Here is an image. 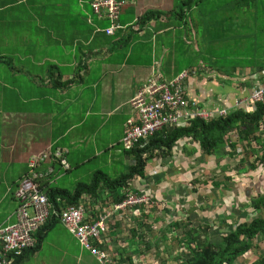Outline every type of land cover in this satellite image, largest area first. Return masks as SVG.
Instances as JSON below:
<instances>
[{"label": "crops", "instance_id": "0c3cea01", "mask_svg": "<svg viewBox=\"0 0 264 264\" xmlns=\"http://www.w3.org/2000/svg\"><path fill=\"white\" fill-rule=\"evenodd\" d=\"M93 1L0 0V226L15 222L17 203L13 192L21 178L28 174L29 157L60 147L68 151L67 161L70 165L68 157L72 153H81L90 147L91 154H84L85 160H76L80 161L76 162L79 165L88 162L87 157L102 156L112 150L113 145L121 147L124 123L129 117L135 116V110L129 104L130 98L153 75L170 81L185 71L173 77L171 66L159 57V50L154 48L158 33H164L165 27H168L165 20L173 16V4L170 5L173 0H119L122 4L119 16L122 28L113 36H107L102 31L106 22L93 14ZM244 1L227 3L225 0H214L212 3L226 6L239 5ZM147 13L159 15L153 16L147 24L139 25L141 17ZM148 45L152 46L150 51L154 62L153 59H150L151 62H142L139 58H131L132 54L147 52L145 47ZM149 70L151 73L145 77ZM165 71L166 79L161 76ZM212 77L209 80L208 75L196 73L194 77L189 76L184 82L187 96L196 99L204 107H231L237 100L247 98L250 94L251 89H246L242 84L247 77L228 81L230 84H223ZM185 121L181 120L180 124ZM235 136L236 132L231 131L228 134L229 141H234ZM236 142L233 157L230 156L228 146L215 156L202 155L198 144L190 139L179 140L174 151L187 164H191L190 160L196 161V156L201 155L213 177L217 169L225 176L220 175L223 179L218 182L228 179L225 188L220 191H230L239 200L242 197L241 201H249L255 196L253 193H256V187L251 184L261 186L264 183V169L249 170L247 163L240 172L236 169L229 175L228 162L233 159L237 165V161L244 157V146ZM249 146L251 149L254 144ZM121 154L126 156L123 151ZM109 157L119 159L118 155ZM253 157L250 162L257 158ZM56 163L48 160L37 169L41 172L52 170L43 180V187L57 186L55 181L64 177L55 169ZM70 167L69 171L73 169L72 165ZM150 178H155L156 183L159 175ZM239 179L242 182L248 180L249 184L254 180V183L246 185L240 192ZM214 181L217 180H212L211 184ZM151 185L153 187V183L144 187L145 190L151 192ZM157 200L160 199L157 197ZM92 202L94 200L87 202V205ZM190 206L188 211H194L189 217H193L194 223L200 214H204L200 211L204 207L195 203ZM91 210L92 213L87 211L86 217L94 220L101 209L99 205H94ZM127 211L132 213L131 209L118 211L113 213L111 220L114 216L125 215ZM139 212L144 214L143 209L136 210L131 220ZM218 214L215 209L214 215L219 219L215 225L206 222L212 226V230L223 225L233 229L238 222L230 223V216L233 215L231 209L227 214ZM110 225L115 227L117 223ZM113 241L111 238L104 250L111 260H115L114 264H120L119 247L117 249ZM256 243L259 242L256 240ZM122 244L126 246L125 250L123 247L121 249L126 260L129 249L127 243ZM84 250L68 228L57 221L49 226L39 249L24 252L19 264H100L91 256L94 263ZM263 254L262 249L247 253L238 263L259 264L258 260Z\"/></svg>", "mask_w": 264, "mask_h": 264}, {"label": "rangeland", "instance_id": "374dc122", "mask_svg": "<svg viewBox=\"0 0 264 264\" xmlns=\"http://www.w3.org/2000/svg\"><path fill=\"white\" fill-rule=\"evenodd\" d=\"M233 1L234 0H225L227 3ZM172 4L173 1H171L170 5ZM211 6L206 7L208 10L207 12H210V14L206 19L204 18V20L201 18L202 21H199L200 18L195 12L186 17V25L176 22L174 15L170 18L168 17L169 19L167 18L168 20H165L168 22V27L164 29L165 32L158 33L157 40L154 42V48L159 50V57L164 58L171 66L173 77L177 76L183 70H189L190 76L194 77L198 69L207 71L205 68H210V64L214 63L222 67L230 66L233 60L241 59V54L252 52L253 44L258 45L260 48L264 46V41H262L264 40V34H260L261 31H264V0H245L239 5H217V12L211 11ZM221 7L223 8L222 12L219 11ZM54 9L58 10L56 7ZM173 11H178L177 7L173 6ZM21 14L24 13L21 12ZM213 22L218 23L217 30L221 40L216 44L217 51L213 50L210 52L211 44L209 41V33L213 29ZM195 25H197V27ZM159 26L163 27L162 25ZM221 30H223L224 33H221ZM145 48H147V52L132 54L131 58H139L142 62H151L150 59H153L154 62L153 55L150 51L152 50V46L148 45ZM199 59H201V61H199ZM150 73L151 71L149 70L145 77ZM165 73H167V71L163 72L161 76L166 79ZM208 75L212 77L215 74L214 72H210ZM239 75L243 76V73L240 72ZM247 75H250L249 72ZM216 78L218 79V77ZM223 84L230 83L227 81L223 82ZM253 86L254 85L251 87ZM121 153V147L119 145H113V149L107 151V153L102 156L98 158L87 157V159H89L88 162L86 161L76 165V162H80L76 160H85L86 157H84V154L90 155L91 150L89 147L88 150L85 149L81 153L75 151L74 154L72 153V155L68 157L71 163L70 165L73 166V169L68 173L56 163L55 169L64 177L58 178L55 184L67 188L68 190H73L79 183H90L96 171L104 172L110 178H117L126 172L130 164L134 163V158L130 156L127 158ZM108 155H118L119 159L116 157L110 159ZM196 157H198L196 160L197 162L190 160L189 162L191 164H187L184 162V159H181L174 151V154L168 159L153 160L150 162L148 166V177L159 175V180L156 181L157 184L155 183V178H149L148 181L142 179L131 181L128 188L131 192H140L145 189L144 187H149V185L153 183V187L151 185V192L149 193L151 202L143 207V212L149 211L148 218L150 219L148 220L152 224L151 235L153 236L148 237L149 239L153 238L151 244H149L151 246V251L149 252L146 247H144V244L142 246V252L144 251L143 253L146 255L145 258H143V256H138L139 251L137 250L130 251L128 255H132L131 257L135 258L132 259H134L137 264H160L162 260L165 261L166 264L174 263L173 256L179 253L176 251L178 243L175 240V234H180L182 230L189 229V226L178 230L176 229L172 232L166 229V227L164 228V226L166 225L165 223H170L174 220L179 221L185 219L184 223H186L189 217L186 213L190 211H188V209L192 207L190 206L192 203H195L199 207H204V209H200L204 214H200L199 219H196V221L194 220L196 225L203 222H212L215 225L216 222L219 221L218 217L214 215L215 209L217 214H227L230 212V209L233 210V215L230 216L231 220H229L230 223L236 220L250 221L252 218L256 217V213L252 214L248 208H246L249 203L248 200L245 199L241 201L242 197L239 200V198H236L230 191L222 192L220 191L221 188L215 189L211 181H221L223 178L220 175L223 174L217 169L216 176L213 177L212 171L209 170L210 168L208 169V166L204 165L206 162L202 161V156L197 155ZM47 161L48 160L45 162ZM228 164L230 171L229 175H231L236 171V161L231 159ZM257 169L264 168L258 166ZM226 177L231 178L230 176ZM238 181L241 183L239 186L240 192L246 188V185L254 183V180H251L250 184L248 180L242 182L241 179H239ZM251 186L254 188L256 187V193H253L256 195L261 193L260 191L263 189L264 183L261 186H254L252 184ZM157 197L160 200H157ZM94 201H96L99 208L103 210L108 208L107 204L111 202V198L102 194L100 195V200L96 199ZM93 206L92 204L86 205L87 211L92 213L91 208ZM237 210H239L238 213ZM125 215L127 217H125ZM125 215L114 216L112 220L110 219L111 221H109L108 224L109 228L107 232L111 231L109 235L115 240L113 242L116 243V246L118 242H120V238H123V241L126 242H129V240L130 242H135L134 239H131L129 228L135 227L136 223L137 226H142L141 222L144 221L141 212L137 213L138 216H135L132 220V213L130 211H127ZM190 221H193V217H190ZM113 222H116L118 225L115 227L111 226L110 224ZM227 228L231 229L230 226L225 227V225L213 229L210 236L212 237L211 240H213L214 243H218L224 230H228ZM216 234H218V237H216ZM127 238L129 240H127ZM158 242L160 243V254L155 252ZM84 252L94 261L89 250H84ZM159 255L160 257H158Z\"/></svg>", "mask_w": 264, "mask_h": 264}, {"label": "trees", "instance_id": "16d2710c", "mask_svg": "<svg viewBox=\"0 0 264 264\" xmlns=\"http://www.w3.org/2000/svg\"><path fill=\"white\" fill-rule=\"evenodd\" d=\"M212 1L214 0H173V6L178 9L176 12L173 11L175 21L186 25V17L193 12L199 16V21L204 20V18L206 19L210 14V12H207L208 10L206 7L212 5L211 11L217 12L218 7L216 4H213ZM219 11L222 12L223 8H219ZM203 14H205L204 17L202 16ZM155 15L159 14L147 13L145 16L141 17L139 25L147 24ZM217 25V22H213V29L209 33V41L211 44L210 52L213 50L217 51L216 44L221 40V37L218 35ZM195 26L197 27V25ZM117 31L118 30H116L113 35H115ZM221 33H224V31L221 30ZM260 34H264V31H261ZM252 47V52L241 54V59L233 60L230 66L222 67L214 63L210 64V68H205L207 71L204 73L200 72L202 69H198L196 74L208 75L210 72H214L215 75L213 76L215 78L218 77L222 82L247 77L242 84L245 85L246 89H251L252 82L260 79L256 74L260 75L262 72L261 70H264V46L260 48L258 45L253 44ZM199 61H201V59H199ZM257 68L260 70L256 71L255 74V69ZM240 72L243 73V76L239 75ZM248 72L250 75H247ZM254 75L256 76L253 78ZM208 79L212 80L213 77L208 75ZM263 128L264 100L255 102L250 111H246L244 108H233L229 110L226 115L214 116L207 120L199 117L188 118L184 124H177L172 127L169 126L160 129L150 137L148 141L141 140L135 149L130 151H124L122 149L126 156L134 158V163L130 164L126 172L117 178H110L104 172L96 171L90 183H79L73 190H68L60 186L50 187L46 185L43 187L42 183L45 179L38 181L40 190L44 192L49 202L53 205L55 214L51 216L46 224L39 227V229L32 234V237H34V246L27 251L35 252L39 249L49 226L57 221L59 222L57 215L62 208L79 205L81 201H84V198L100 200V195L102 194L110 197L112 204L120 203L124 199V192L129 188L131 181L149 179L148 166L150 162L171 157L174 147L179 140H193L198 144L200 154L208 157L215 156L217 152L225 149V146H228V150H230L231 153L230 156L233 157L235 155L237 140L244 146V157L237 161L238 164L236 165V169L240 172L246 167L245 165L247 163L249 164L247 165L249 170L257 169L259 165L264 168ZM231 131L234 133L236 132L237 136L234 141L230 142L228 134ZM142 142L144 145H141ZM251 143L254 144V147L250 149L249 145ZM252 157L257 158L250 162ZM223 168L225 169L226 167ZM226 180L228 181L227 178H224V182L214 181L212 186H214L215 189L225 188ZM248 209L252 214L256 213V217L252 218L250 221H238L235 223L233 229L227 228V231L224 230L218 243H214L213 240L208 237L212 231V226L209 223L203 222L194 226L190 221V217H188L189 222L187 221L186 223H184L185 219L165 223L166 225L164 228L166 227V229L171 232L189 226V229L182 230L180 234H175V240L178 243L176 251L179 253L173 256L174 263L172 264H241L238 263V260L247 253L259 251L260 249H262L264 253V190L249 199ZM193 211L194 209L190 210L186 215L190 216ZM148 214L144 212V221L141 222L142 226H137L136 223L135 227L129 228L131 239H134L135 242H130L128 238L127 240H129V242L123 241V238L119 239L120 242L117 244V249L119 247L118 255L120 264L126 263V260L128 264H137L136 261L132 259L134 258L131 257L132 255L127 257L126 260L125 257L122 256L124 252L121 249L123 247L125 250L126 247L125 244L123 245L122 243H127L129 252L132 250L139 251L138 255L145 254L143 253L144 251L142 252L143 244L149 252L151 251V246L149 244H151L153 238L149 239L148 237H152L153 235H151L152 224L148 220L150 219L148 218ZM111 238L109 232H106L101 242L92 240L91 243L101 247V250H104L108 242L110 243ZM256 240L259 243H256ZM24 252H26V250L14 260L13 264H19ZM155 252L160 254L159 242L156 244ZM145 257L146 255L143 256V258ZM158 257H160V255ZM258 261L259 264H264V254ZM160 264H166V262L162 260Z\"/></svg>", "mask_w": 264, "mask_h": 264}, {"label": "built area", "instance_id": "2783aa9c", "mask_svg": "<svg viewBox=\"0 0 264 264\" xmlns=\"http://www.w3.org/2000/svg\"><path fill=\"white\" fill-rule=\"evenodd\" d=\"M121 6L119 0H95L91 3L93 14L106 22L102 30L105 35L112 36L116 30L122 28L119 24ZM189 76V70L183 71L170 81L153 75L130 98L129 104L135 110V116L129 117L124 123L120 140L124 151L135 149L141 140L148 141L160 129L180 124L183 119L199 117L207 120L214 116L226 115L233 108L242 107L249 110L255 102L264 100V71L260 75L257 74L260 79L248 97L240 98L231 107L224 105L204 107L196 99L189 98L184 87V82ZM67 155V150L56 147L52 151L29 157L28 174L21 178L13 192L17 203L15 223L0 226V264H13L23 251L30 249L34 245L32 234L55 214L53 205L40 190L38 183L52 170L41 172L37 169L46 160H54L62 169L68 171L70 165ZM149 191L144 189L140 192H131L126 189L125 197L120 203H108V208L101 210L94 220L86 217L88 199H84L79 205L62 208L57 217L98 262L107 263L106 252L101 250V247L93 245L91 241L103 240L113 213L130 209L135 213L136 210L148 205L151 202ZM91 204L97 205L96 201Z\"/></svg>", "mask_w": 264, "mask_h": 264}, {"label": "clouds", "instance_id": "9594fccd", "mask_svg": "<svg viewBox=\"0 0 264 264\" xmlns=\"http://www.w3.org/2000/svg\"><path fill=\"white\" fill-rule=\"evenodd\" d=\"M259 70H260V69H256V71H259ZM256 71H255V74H256ZM261 71H264V70H261ZM256 75H257V74H256ZM256 75H254L253 78H254ZM258 77H259V76H258ZM257 81H258V80H257ZM256 83H257V82H256V80H255V82L253 83V85L255 86ZM254 86L251 88V90L254 88ZM240 108H242V107H240ZM250 110H251V108H250L249 110H246V111H250ZM120 144H121V143H120ZM121 147H122V146H121ZM53 150H54V149H53ZM49 151H52V150H49ZM70 168H71V167H70ZM43 179H45V178H43ZM127 189H128V188H127ZM128 190H129V189H128ZM121 192H122V191H121ZM121 192H120V193H121ZM84 199L87 200L88 198H84ZM90 201H93V200L88 199V202H90ZM109 203H111V202H109ZM14 215H15V213H14ZM14 223H15V222H14ZM14 223H13V224H14ZM10 225H12V224H10ZM8 226H9V225H8ZM108 228H109V226H108ZM107 231H108V230H107ZM35 232H36V231H35ZM35 232H34V233H35ZM32 238H34V237H32ZM32 246H34V245H32ZM32 246H31V247H32ZM31 247H30V249H31ZM27 250H29V249H27ZM27 250H26V251H27ZM85 250H86V249H85ZM105 252H106V251H105ZM22 253H23V252H22ZM22 253H21V254H22ZM21 254H20V255H21ZM106 254H107V257H108V261H107V263H100V262H99V263H100V264H114V263H113L114 261L111 260V258H110V256L108 255V253H106ZM17 258H18V257H17ZM17 258H16V259H17ZM94 259L96 260L95 257H94ZM96 261H97V260H96ZM97 262H98V261H97Z\"/></svg>", "mask_w": 264, "mask_h": 264}]
</instances>
